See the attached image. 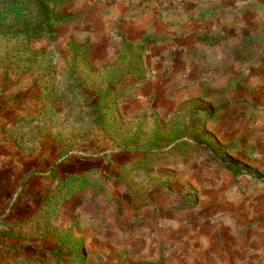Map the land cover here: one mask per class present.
<instances>
[{"label":"rangeland","instance_id":"rangeland-1","mask_svg":"<svg viewBox=\"0 0 264 264\" xmlns=\"http://www.w3.org/2000/svg\"><path fill=\"white\" fill-rule=\"evenodd\" d=\"M195 5L0 0V164L8 155L40 158L57 177L55 165L69 160L74 172L93 173L75 179L90 185L84 192L64 194L59 186L37 195L54 214L15 219L27 199L25 181L7 186L10 174L0 169V229L35 235L25 243L32 257L24 264H74L79 255L77 264L106 256L111 264H163L168 253L198 245L190 234L199 238L211 222L230 231L233 220L240 228L252 219L264 232V43L231 51L250 63L215 66V83L200 74L204 90L181 100L193 84L178 53L181 35L155 37L134 22L165 9L174 24L184 14L193 20ZM57 179L53 187L63 185ZM9 217L19 223L5 224ZM40 218L43 226H35ZM179 222L186 230L178 231ZM69 228L70 236L54 238ZM206 254L189 253L188 264H209Z\"/></svg>","mask_w":264,"mask_h":264},{"label":"crops","instance_id":"crops-1","mask_svg":"<svg viewBox=\"0 0 264 264\" xmlns=\"http://www.w3.org/2000/svg\"><path fill=\"white\" fill-rule=\"evenodd\" d=\"M188 3H196L194 8L191 9L192 11L188 12L195 16L193 20H188L187 14H184L181 19L182 22L174 24L170 22V11H168L170 9H165L166 12L163 11L162 15L156 14L157 11L150 12L138 16V20L141 19L143 21H134L136 22V26L139 25V23L143 24L145 29L152 32L155 37L168 36L171 32H177V35L178 33L181 35V41L178 43V53L181 65L185 67L188 65V67L192 68V75L188 77L190 79L188 82L193 83L192 85L189 84V90H184V92L181 93L184 94L181 100L192 97L198 98L199 92L204 90L203 85L200 84V74L210 76V78L207 79H212V83H215L213 79L217 78L213 75L215 66L223 67L228 64L230 60H234L236 63H250L249 60H246V55H235L234 53L232 54L231 51L239 48L238 50L244 53L250 49V45L255 43L257 39V43H264V0H184V4L188 5ZM200 3L205 5L201 6ZM162 10H164V8ZM184 10L186 11V9ZM129 23L131 22L127 24ZM165 48L167 50L171 49V47H167L166 45L162 47V49ZM192 58H194V60H191ZM221 79L222 81H227V77H222ZM216 114V112H213L212 117H215ZM198 115L199 113L196 117H198ZM197 147L198 145L193 144L194 149ZM192 154L197 156L196 152ZM5 158L4 161H1L0 169H5L7 173L9 172L10 176L8 177V182L3 183H7V186L13 187L25 181L24 185L27 192V199H25L22 207L17 208L19 215L15 217V219L18 217L26 219L30 215L36 214H40L42 217L44 211L46 214V210L48 211L49 208H45V204L39 200L37 196L42 194L44 189L49 190V188L52 187L58 190L60 186L62 188L64 187L62 193L65 194V192H68L67 194H69L72 192L73 194L75 190H79L76 191L77 193L84 192L83 190L90 186L84 183V181L75 185V180H72V178L76 176L79 178L90 177L91 174H93L92 169H84L76 173V171L74 172L73 169L68 166H72V163H66L69 162V160L61 162V165H55L56 173L60 175L54 177L48 173L50 165L47 166V172L43 171V163L41 164L42 159L40 158L37 159L35 157L36 159L31 160L32 162L30 163H27L25 160L15 159L11 155ZM228 170L233 172L229 168ZM58 177L61 178L62 182L60 184L63 183V185L58 184L53 187L59 182L57 179ZM3 180L4 179H2V181ZM3 183H0V185ZM69 187H71L73 191H69ZM82 197L85 198L84 195ZM70 199L69 196L68 198H64L63 201H69ZM61 209L62 207L58 208L57 213ZM51 211H53V209L49 210V212ZM51 213L54 214L53 212ZM15 219L9 217L5 224L12 225L19 223ZM136 220H138V218ZM251 221L252 219L248 220L244 226L239 228L236 225L237 222L233 220L232 228L229 229L230 231L224 230L223 225L219 226L217 222H211L208 225L209 229H206L207 232L204 233L202 231L199 234V238L198 235L195 237V234H190V240L198 241V245L194 243L189 250L186 247H180L179 253L177 254L168 253L163 258V264H188V254L191 252L196 254L200 251L208 252L205 256H210L208 260L209 264H264V243L262 241L264 232H262V227L256 226L257 224H255L259 221L249 223ZM33 223L35 226H43L42 218H40L39 221L34 220ZM63 224H67L66 226L68 227L67 222ZM183 224L184 223L178 224V231L181 228L186 230V226ZM21 225L25 227L26 223L24 222ZM69 230L70 228L65 230V233H61L63 231L57 232L54 238L58 239V236L64 234L70 236L71 232L68 233ZM2 231L3 230L0 229V260L7 258L9 259L7 262L8 264H24L26 258L32 257L30 255L32 254L30 253L31 249L28 245L26 246L25 243L29 242L35 235L27 234L24 232L25 229H21L20 226L18 233H11L10 231H4L3 233ZM99 235L104 236V234L101 233H99ZM182 235L183 238H186L185 234ZM75 236L79 235L75 233ZM42 237L43 235H38L35 238L37 240L42 239ZM181 237L182 236H180V238ZM178 241H180V239H178ZM16 242L17 244H15ZM135 248L137 247L133 245L132 249L134 250V255L138 252V250L135 251ZM41 251H43V249H38V251L34 253L35 256ZM100 252H102V254H107V250ZM82 256L83 255L74 257L78 259L76 260L77 263L81 262L80 260L83 259ZM137 256L138 259L142 258V256ZM12 257L14 258L13 260H11ZM112 259L111 256H109V258L106 256V259L104 258V260L99 261V264H111L107 260L111 261ZM77 263L74 262V264ZM141 263L142 261L138 260L133 264ZM79 264H89V261L86 262L85 260Z\"/></svg>","mask_w":264,"mask_h":264},{"label":"trees","instance_id":"trees-1","mask_svg":"<svg viewBox=\"0 0 264 264\" xmlns=\"http://www.w3.org/2000/svg\"><path fill=\"white\" fill-rule=\"evenodd\" d=\"M204 114H205V113H204ZM199 115H203V114L200 113ZM182 126H183V125H176V127H177L178 129H181ZM180 136H182L180 133H179L178 135H176L177 138L180 137ZM204 140H206V139H204ZM205 142H206L207 144H209V143L207 142V140H206ZM209 145H210V144H209ZM229 169L232 170V171H236V172H242L241 167H240L239 165H235V164H230V165H229ZM77 178H79V177H78V176L73 177L72 180H75V179H77ZM82 257H83V256H82Z\"/></svg>","mask_w":264,"mask_h":264}]
</instances>
